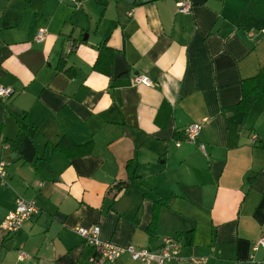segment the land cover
Returning <instances> with one entry per match:
<instances>
[{
	"label": "crops",
	"instance_id": "crops-1",
	"mask_svg": "<svg viewBox=\"0 0 264 264\" xmlns=\"http://www.w3.org/2000/svg\"><path fill=\"white\" fill-rule=\"evenodd\" d=\"M178 1L0 0V222L18 196L38 207L0 230V264H90L74 228L94 224L121 246L177 237L170 264L264 262V106L244 100L264 0ZM195 122L207 155L184 140Z\"/></svg>",
	"mask_w": 264,
	"mask_h": 264
},
{
	"label": "built area",
	"instance_id": "built-area-1",
	"mask_svg": "<svg viewBox=\"0 0 264 264\" xmlns=\"http://www.w3.org/2000/svg\"><path fill=\"white\" fill-rule=\"evenodd\" d=\"M76 5H79L81 0H68ZM191 0H179L176 4V10L178 12H188L191 8ZM264 32V29H262ZM46 36V29L39 28L35 41L41 42ZM71 46L67 51L71 50ZM135 84H142L145 86H152L154 82L144 73L137 74L133 77ZM14 94V89L8 86H0V98L5 99ZM202 124L195 122L187 125L183 130L184 140L190 143H196L198 148L207 155L205 144L198 142V136ZM251 141L255 142L257 139L256 134L251 135ZM179 141H176V145H179ZM4 161H0V182L4 181L5 176ZM38 212L36 204L28 199L18 196L15 199V206L10 210L0 222V230L5 234H11L18 231L23 223L29 219L32 215ZM74 231L81 236L86 242L93 247V254L90 258V264H106L113 263L122 255H128L131 259L139 262L153 261L155 264H170L171 261L177 259L178 253V239L172 236H167L162 239V243L159 248H136L132 244L118 245L110 241L101 240L99 237L100 227L99 224H94L91 227L77 226ZM253 251L262 248L264 249V235L260 236L253 245ZM24 254L20 253V258H23ZM250 260L254 264H264L263 261L255 260L253 253L250 255Z\"/></svg>",
	"mask_w": 264,
	"mask_h": 264
},
{
	"label": "trees",
	"instance_id": "trees-1",
	"mask_svg": "<svg viewBox=\"0 0 264 264\" xmlns=\"http://www.w3.org/2000/svg\"><path fill=\"white\" fill-rule=\"evenodd\" d=\"M253 79L256 81V83L254 86H252V89L250 90V92L247 91V93H245L244 100H246V101H248V99L258 100L264 106V76L261 73L260 75H258L257 77H255ZM175 238H177V237H175Z\"/></svg>",
	"mask_w": 264,
	"mask_h": 264
},
{
	"label": "water",
	"instance_id": "water-1",
	"mask_svg": "<svg viewBox=\"0 0 264 264\" xmlns=\"http://www.w3.org/2000/svg\"><path fill=\"white\" fill-rule=\"evenodd\" d=\"M128 1H130V0H128ZM122 61L124 62L122 55L117 54V55L115 56V62H116L117 64H119V62L122 63ZM116 63H115V64H116ZM117 64H116V65H117Z\"/></svg>",
	"mask_w": 264,
	"mask_h": 264
}]
</instances>
